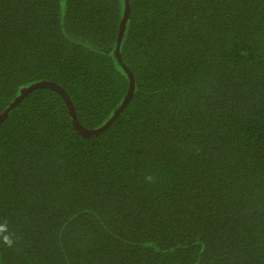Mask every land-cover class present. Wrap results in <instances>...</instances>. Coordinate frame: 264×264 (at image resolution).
<instances>
[{
	"label": "trees",
	"instance_id": "trees-1",
	"mask_svg": "<svg viewBox=\"0 0 264 264\" xmlns=\"http://www.w3.org/2000/svg\"><path fill=\"white\" fill-rule=\"evenodd\" d=\"M124 2L0 0V114L104 125ZM127 3L104 132L0 124V264H264V0Z\"/></svg>",
	"mask_w": 264,
	"mask_h": 264
},
{
	"label": "water",
	"instance_id": "water-1",
	"mask_svg": "<svg viewBox=\"0 0 264 264\" xmlns=\"http://www.w3.org/2000/svg\"><path fill=\"white\" fill-rule=\"evenodd\" d=\"M127 1L128 0H125V2H124L125 3L124 18L122 19L120 26H119L118 35H117V45H116L114 55L117 58V60L119 61L120 66L122 67V69L124 70V72L126 73V75L128 77V89H127L126 95H125L121 105L118 107V109H116L114 111L113 115L110 117V119L104 125H102L101 127L97 128V129H94V130H86L85 128H83L79 124V122L76 118L74 107H73L71 101L69 100L68 95L57 84H55L53 82H48V81H41V82H38V83L31 85L30 87H26V88L21 89L20 95L18 97H16L13 100V102L10 103L9 106L0 114V124L6 119L9 111H11L23 99V97H25V95H27L28 93H30L31 91H33L35 89L45 88V89H49V90H52L55 93H57L61 97V99L64 101V103L67 107L68 113L71 117L72 126L80 136H82L84 138H92V137H96V136L100 135L102 132H104L115 121V119L119 116L122 109H124L126 104L132 98L133 90H134V79H133L131 73L126 69V66L119 60V55H118V46H119V43L121 40L122 33L124 31V25H125L126 17L128 16V11H129Z\"/></svg>",
	"mask_w": 264,
	"mask_h": 264
},
{
	"label": "clouds",
	"instance_id": "clouds-1",
	"mask_svg": "<svg viewBox=\"0 0 264 264\" xmlns=\"http://www.w3.org/2000/svg\"><path fill=\"white\" fill-rule=\"evenodd\" d=\"M146 182H154V177L149 175L146 178ZM16 243V239L13 233L8 230V222L5 220L0 223V244H3L7 248H12Z\"/></svg>",
	"mask_w": 264,
	"mask_h": 264
}]
</instances>
